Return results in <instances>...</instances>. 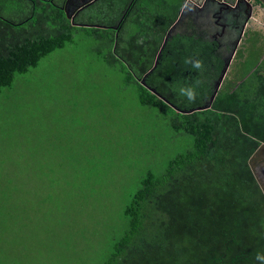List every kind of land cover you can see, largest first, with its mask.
Returning <instances> with one entry per match:
<instances>
[{"label": "trees", "instance_id": "trees-1", "mask_svg": "<svg viewBox=\"0 0 264 264\" xmlns=\"http://www.w3.org/2000/svg\"><path fill=\"white\" fill-rule=\"evenodd\" d=\"M116 1L90 10L88 21L97 26H78L138 102L187 145L160 173L141 177L123 209L125 229L104 264H264L256 259L264 255V194L249 165L264 142V45L250 49L260 31H248L247 61L239 51L243 58L236 56L221 82L227 65L218 41L192 31L168 35L184 0H133L114 27L131 0ZM59 5L26 3L23 18L0 19V92L72 40L77 25ZM182 86L195 88L194 101L179 94Z\"/></svg>", "mask_w": 264, "mask_h": 264}, {"label": "rangeland", "instance_id": "rangeland-1", "mask_svg": "<svg viewBox=\"0 0 264 264\" xmlns=\"http://www.w3.org/2000/svg\"><path fill=\"white\" fill-rule=\"evenodd\" d=\"M72 33L0 92V264H104L141 177L187 145Z\"/></svg>", "mask_w": 264, "mask_h": 264}, {"label": "flooded vegetation", "instance_id": "flooded-vegetation-1", "mask_svg": "<svg viewBox=\"0 0 264 264\" xmlns=\"http://www.w3.org/2000/svg\"><path fill=\"white\" fill-rule=\"evenodd\" d=\"M48 2L55 5L56 0H6L4 5L6 16L0 14V19L8 17L23 18L25 4H32L34 9V2ZM61 8L65 9L71 18L78 19L75 23H90L87 15L89 9L100 10V4L104 3L106 6L110 4H117L116 0H59ZM130 1V0H129ZM128 1V2H129ZM187 1V3H186ZM99 2V5H98ZM133 7V0H131L126 8L120 9V15L114 19V27L125 16L127 9ZM185 9V10H184ZM214 9L212 17L204 15L203 11ZM31 10V9H30ZM90 12V11H89ZM113 13H116L114 10ZM104 15L103 13H101ZM82 19V21H79ZM212 21L217 24L219 30L214 32L210 39H214L219 43V50L226 61V70L222 74V79L225 78L226 71L234 62L239 51H245L249 44L246 40L249 36V30H254V24L260 31L261 37L259 43L264 45V10L258 0H184L178 16L173 23V31L185 32L192 31L198 35H204L208 28H211ZM113 26V24H112ZM263 29V30H262ZM205 37V36H204ZM244 53V52H243ZM264 60V52L260 59ZM220 82V83H221ZM239 82H237L238 84ZM255 168L262 184L264 185V149L256 156Z\"/></svg>", "mask_w": 264, "mask_h": 264}, {"label": "water", "instance_id": "water-1", "mask_svg": "<svg viewBox=\"0 0 264 264\" xmlns=\"http://www.w3.org/2000/svg\"><path fill=\"white\" fill-rule=\"evenodd\" d=\"M258 1H259V4L261 5V9L264 10V0H258ZM65 13H66V15L68 16V18L71 19V22H72V24H74V25H81V26H97V25H94V24H87V23H83V24H81V23H73V19L71 18L70 15H68L66 9H65ZM173 26H174V24H172V26H170L168 35L173 31ZM166 39H167V36L164 38V40H163L161 46H163V44L165 43ZM161 48H162V47H160V49H159V51H158V54H159ZM157 56H158V55H157ZM157 56H156V59H155V61H154L153 66L156 64ZM252 70H253V69H252ZM252 70H251V71H252ZM197 109H200V108H197ZM263 149H264V142H261V144L258 146V148L254 151V153H253V154L251 155V157L249 158V165H250V167H251V169H252V171H253V174H254V176H255V178H256V180H257L259 186L261 187V189H262V191H263V193H264V185L262 184L260 178L258 177V174H257L256 168H255V166H254V165H255V161H256V156H258V155L260 154V152H261Z\"/></svg>", "mask_w": 264, "mask_h": 264}, {"label": "clouds", "instance_id": "clouds-1", "mask_svg": "<svg viewBox=\"0 0 264 264\" xmlns=\"http://www.w3.org/2000/svg\"><path fill=\"white\" fill-rule=\"evenodd\" d=\"M87 24H89V23H87ZM185 63H191L192 67L195 68V69H201L203 67L202 62L200 60L186 59ZM179 94L181 96L186 97L189 101H194L196 99V90L192 86H188V87H183L182 86V87H180L179 88ZM256 259L259 260V261L264 262V255L258 253L257 256H256Z\"/></svg>", "mask_w": 264, "mask_h": 264}]
</instances>
